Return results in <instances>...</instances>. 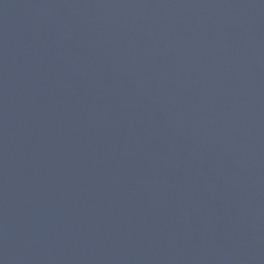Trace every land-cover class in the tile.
<instances>
[{"label":"water","instance_id":"water-1","mask_svg":"<svg viewBox=\"0 0 264 264\" xmlns=\"http://www.w3.org/2000/svg\"><path fill=\"white\" fill-rule=\"evenodd\" d=\"M0 264H264V0H0Z\"/></svg>","mask_w":264,"mask_h":264}]
</instances>
